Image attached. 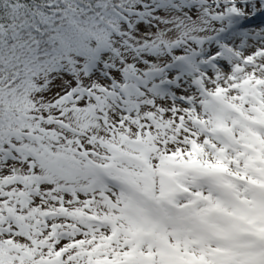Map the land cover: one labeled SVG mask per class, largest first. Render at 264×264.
<instances>
[{"label":"snow or ice","instance_id":"6c2138e0","mask_svg":"<svg viewBox=\"0 0 264 264\" xmlns=\"http://www.w3.org/2000/svg\"><path fill=\"white\" fill-rule=\"evenodd\" d=\"M0 264H264V0H0Z\"/></svg>","mask_w":264,"mask_h":264}]
</instances>
